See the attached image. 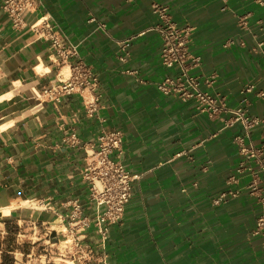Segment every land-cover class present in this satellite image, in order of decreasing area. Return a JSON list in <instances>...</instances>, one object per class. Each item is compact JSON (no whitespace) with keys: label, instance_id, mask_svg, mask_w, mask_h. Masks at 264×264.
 <instances>
[{"label":"crops","instance_id":"0c3cea01","mask_svg":"<svg viewBox=\"0 0 264 264\" xmlns=\"http://www.w3.org/2000/svg\"><path fill=\"white\" fill-rule=\"evenodd\" d=\"M0 0V264H70L56 252L78 205L93 217L83 179L102 132L123 135L119 162L134 180L121 222L103 249L88 241L101 264H264V244L252 234L260 207L245 189L218 206L242 158L239 125L199 114L194 103L165 97L156 84L175 76L161 65L152 5L178 27H192L189 74L200 89L250 117L264 114V5L252 0H39L12 29ZM42 21L70 47L65 61L50 55ZM128 57L122 62V48ZM97 77L93 91L49 100L71 65ZM246 85L254 90L242 95ZM246 98L247 103H242ZM96 105L94 111L89 108ZM227 118V116H223ZM261 128L244 139L261 147ZM75 135L78 142H70ZM264 198V182L260 185ZM102 255L104 256L103 258Z\"/></svg>","mask_w":264,"mask_h":264},{"label":"built area","instance_id":"2783aa9c","mask_svg":"<svg viewBox=\"0 0 264 264\" xmlns=\"http://www.w3.org/2000/svg\"><path fill=\"white\" fill-rule=\"evenodd\" d=\"M264 5V0H252ZM39 0H2L1 9L7 15L13 30L19 32L26 26L24 18L33 14ZM152 14L157 18L154 31L161 41L160 62L166 69L177 68L175 76H168L156 84V90L165 97H172L181 103H194L199 114L206 115L210 120H220L224 127L239 125L243 135L234 139L242 160L230 176L226 184L227 191L221 193L212 203L215 206L224 204L230 198H236L239 191L235 189L243 174H248L250 182L245 189L254 196L260 207L252 234L260 236L264 244V198L260 185L264 182V114L261 117H250L244 108L230 109L223 98L210 95L200 89V82L189 74L192 68L199 66L200 59L190 54L192 27H178L171 21L167 9L152 5ZM33 31L44 30L46 40L50 42V55L55 60L65 61L73 55L70 47L50 32V28L42 21H35L29 27ZM124 62L128 53L123 47ZM96 75L85 65H71L65 75H61L56 84L43 91V95L51 101H58L63 96L81 94L83 91H93L97 88ZM254 90L252 85H246L241 94H249ZM259 98H264V91L258 92ZM242 103H247L246 98ZM95 104L88 112L94 111ZM227 116V118H223ZM260 127L261 147L246 146L244 139L250 132ZM70 142L75 144L78 139L71 135ZM123 135L119 131L102 132L97 138L96 147L88 155L83 179L89 187V201L95 206L93 217H82L78 205L72 207L68 214L67 228L60 248L56 250L61 259L68 258L70 264H96L99 259L94 254V248L88 241L89 235L99 239V248L103 249L110 227L121 222L125 206L131 198V184L134 180L119 162L122 153ZM104 256L102 255L101 258ZM101 264H105L103 259Z\"/></svg>","mask_w":264,"mask_h":264}]
</instances>
